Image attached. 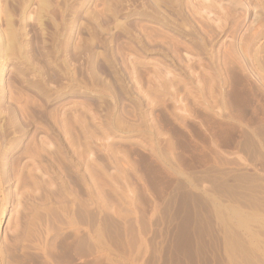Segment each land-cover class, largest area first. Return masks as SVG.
I'll return each mask as SVG.
<instances>
[{
  "label": "rangeland",
  "instance_id": "rangeland-1",
  "mask_svg": "<svg viewBox=\"0 0 264 264\" xmlns=\"http://www.w3.org/2000/svg\"><path fill=\"white\" fill-rule=\"evenodd\" d=\"M0 2V264H264V0Z\"/></svg>",
  "mask_w": 264,
  "mask_h": 264
},
{
  "label": "bare ground",
  "instance_id": "bare-ground-1",
  "mask_svg": "<svg viewBox=\"0 0 264 264\" xmlns=\"http://www.w3.org/2000/svg\"><path fill=\"white\" fill-rule=\"evenodd\" d=\"M20 1V0H19ZM28 1V0H27ZM1 3V2H0ZM3 5V4H2ZM62 5V4H61ZM14 6V5H13ZM25 6V5H24ZM18 8V7H17ZM33 8V7H32ZM38 8V7H37ZM2 9V8H1ZM2 12V11H1ZM3 13V12H2ZM4 15V14H3ZM18 15V14H17ZM2 17V16H1ZM35 19V18H34ZM7 24V23H6ZM3 25V24H2ZM21 42V41H20ZM17 174V173H16ZM22 188V187H21Z\"/></svg>",
  "mask_w": 264,
  "mask_h": 264
}]
</instances>
